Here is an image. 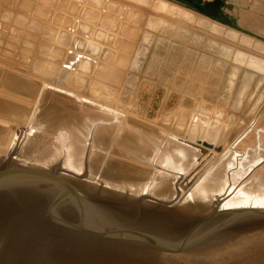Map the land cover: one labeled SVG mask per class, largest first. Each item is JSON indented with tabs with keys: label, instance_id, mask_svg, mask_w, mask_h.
Returning <instances> with one entry per match:
<instances>
[{
	"label": "water",
	"instance_id": "1",
	"mask_svg": "<svg viewBox=\"0 0 264 264\" xmlns=\"http://www.w3.org/2000/svg\"><path fill=\"white\" fill-rule=\"evenodd\" d=\"M0 264H264V142L216 155L41 86L0 119Z\"/></svg>",
	"mask_w": 264,
	"mask_h": 264
},
{
	"label": "rangeland",
	"instance_id": "2",
	"mask_svg": "<svg viewBox=\"0 0 264 264\" xmlns=\"http://www.w3.org/2000/svg\"><path fill=\"white\" fill-rule=\"evenodd\" d=\"M243 1L200 0L226 23L173 0L150 3L184 17L127 0H0V119L26 127L45 85L183 141L219 143L200 145L216 155L264 142V39L227 12Z\"/></svg>",
	"mask_w": 264,
	"mask_h": 264
},
{
	"label": "crops",
	"instance_id": "3",
	"mask_svg": "<svg viewBox=\"0 0 264 264\" xmlns=\"http://www.w3.org/2000/svg\"><path fill=\"white\" fill-rule=\"evenodd\" d=\"M215 1L212 0L213 3ZM246 1H251V3H248ZM246 1H243L242 3H238L235 6L228 4L227 12L228 14H231L230 9L233 8L234 11H233V14L231 15H234V16L232 19H235L236 21V18H237V22H238V23L237 22L235 23V27H237L238 29L240 28L241 29H244V28L253 29L254 32H250V33H253V35L260 34V36L264 39V0H246ZM215 6L217 5L215 4L212 7L207 6V8L219 16L218 14L219 11H217ZM219 7L221 8L222 6L220 5ZM107 9L111 10L112 7L109 6Z\"/></svg>",
	"mask_w": 264,
	"mask_h": 264
},
{
	"label": "bare ground",
	"instance_id": "4",
	"mask_svg": "<svg viewBox=\"0 0 264 264\" xmlns=\"http://www.w3.org/2000/svg\"><path fill=\"white\" fill-rule=\"evenodd\" d=\"M127 1H130V2H135L136 4L137 3H140L141 5L140 6H142L143 8H150L152 11H155V12H157V13H159V12H163V13H165V14H171V15H177V16H182V17H184V13L183 12H181L180 10L179 11H176V13H175V11L169 6V5H167V4H165L164 2H162V3H154V4H151L150 2H151V0H127ZM156 2V1H155ZM174 7V6H173ZM145 8V9H146ZM3 9V8H2ZM177 9V8H176ZM104 10H106V9H104ZM107 11V10H106ZM7 18V17H6ZM44 27V26H43ZM32 29V28H31ZM37 29V28H36ZM46 29V28H45ZM33 30V29H32ZM37 32V31H36ZM45 33V32H44ZM48 33V32H47ZM129 33V32H128ZM41 35H42V32H41ZM44 35V34H43ZM67 38V37H66ZM81 39V38H80ZM75 42L76 41H74V45H75ZM70 44V43H69ZM72 44H73V42H72ZM81 45V44H80ZM87 47V46H86ZM80 49V48H79ZM119 56V55H118ZM96 58V57H95ZM103 58V57H102ZM112 60V59H111ZM112 74V73H111ZM102 76V75H101ZM78 79V78H77ZM78 82H79V79L77 80ZM74 84H77L75 81H74ZM96 86V85H95ZM98 87V86H97ZM92 90H93V88H92ZM101 90V89H100ZM93 92V91H92ZM105 92V91H104ZM96 95H100L99 93L97 94V93H95ZM250 135V134H249ZM186 142H188V141H186ZM188 143H190V142H188ZM215 143V142H214ZM213 143V144H214ZM190 144H193V145H195V146H198V147H200V145H196V144H194V143H190ZM201 148V147H200ZM222 148V147H221ZM204 149V148H203ZM206 150V149H205ZM220 151H221V149H220ZM215 154V153H214Z\"/></svg>",
	"mask_w": 264,
	"mask_h": 264
},
{
	"label": "trees",
	"instance_id": "5",
	"mask_svg": "<svg viewBox=\"0 0 264 264\" xmlns=\"http://www.w3.org/2000/svg\"><path fill=\"white\" fill-rule=\"evenodd\" d=\"M198 12L214 19V20H217V21H220V22H226L224 19H222L221 17H219L218 15H216L213 11H210L206 6H203L202 5V8L197 10ZM234 28L238 29L237 27L234 26Z\"/></svg>",
	"mask_w": 264,
	"mask_h": 264
},
{
	"label": "flooded vegetation",
	"instance_id": "6",
	"mask_svg": "<svg viewBox=\"0 0 264 264\" xmlns=\"http://www.w3.org/2000/svg\"><path fill=\"white\" fill-rule=\"evenodd\" d=\"M199 2V0H194L193 4H197Z\"/></svg>",
	"mask_w": 264,
	"mask_h": 264
}]
</instances>
